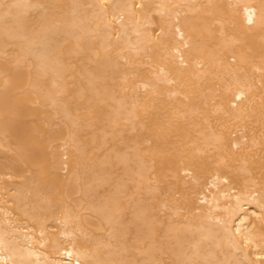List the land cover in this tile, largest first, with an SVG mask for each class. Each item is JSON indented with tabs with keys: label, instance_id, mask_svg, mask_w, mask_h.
Returning <instances> with one entry per match:
<instances>
[{
	"label": "bare ground",
	"instance_id": "bare-ground-1",
	"mask_svg": "<svg viewBox=\"0 0 264 264\" xmlns=\"http://www.w3.org/2000/svg\"><path fill=\"white\" fill-rule=\"evenodd\" d=\"M0 264H264V0H0Z\"/></svg>",
	"mask_w": 264,
	"mask_h": 264
}]
</instances>
